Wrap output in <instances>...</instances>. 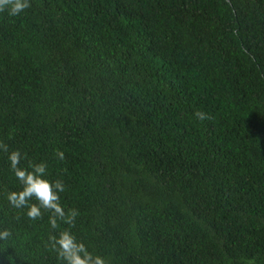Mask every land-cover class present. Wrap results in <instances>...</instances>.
<instances>
[{"label": "trees", "instance_id": "obj_1", "mask_svg": "<svg viewBox=\"0 0 264 264\" xmlns=\"http://www.w3.org/2000/svg\"><path fill=\"white\" fill-rule=\"evenodd\" d=\"M30 4L0 13V264H63L64 229L106 264H264V0ZM17 149L72 225L8 202Z\"/></svg>", "mask_w": 264, "mask_h": 264}, {"label": "clouds", "instance_id": "obj_2", "mask_svg": "<svg viewBox=\"0 0 264 264\" xmlns=\"http://www.w3.org/2000/svg\"><path fill=\"white\" fill-rule=\"evenodd\" d=\"M30 6V0H0V13L16 17ZM195 115L200 120L209 119L203 112H196ZM0 149L7 150L6 145L0 143ZM56 155L63 159L62 152L57 151ZM21 158L22 155L18 149L8 154L10 168L21 185L20 190L7 193L8 202L14 208H26L27 217L33 220L42 216V209L49 211L51 215L48 223L52 229H58L61 222L72 225L78 212L75 209L65 212L60 202V193L65 191L64 183L61 180L46 178L48 165L45 162L41 161L30 164L29 168H22L19 166ZM33 198L37 203H31ZM10 235L9 230H0V240H6ZM49 243L63 264H106L103 257L94 256L68 229L59 231L58 235H50ZM6 259L8 264H15L13 258L6 257ZM248 264H255V262L250 259Z\"/></svg>", "mask_w": 264, "mask_h": 264}]
</instances>
